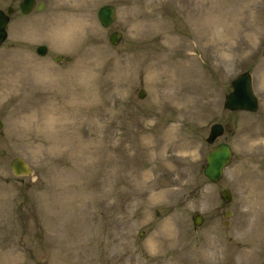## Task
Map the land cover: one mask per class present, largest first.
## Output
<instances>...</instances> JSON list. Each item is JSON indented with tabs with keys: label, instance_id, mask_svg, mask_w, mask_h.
Listing matches in <instances>:
<instances>
[{
	"label": "rangeland",
	"instance_id": "374dc122",
	"mask_svg": "<svg viewBox=\"0 0 264 264\" xmlns=\"http://www.w3.org/2000/svg\"><path fill=\"white\" fill-rule=\"evenodd\" d=\"M38 1L0 43V264H264V0ZM246 70L260 107L228 110ZM51 100L69 106L52 138ZM213 123L231 130L210 145ZM222 141L234 158L212 183L202 165Z\"/></svg>",
	"mask_w": 264,
	"mask_h": 264
},
{
	"label": "water",
	"instance_id": "95a60500",
	"mask_svg": "<svg viewBox=\"0 0 264 264\" xmlns=\"http://www.w3.org/2000/svg\"><path fill=\"white\" fill-rule=\"evenodd\" d=\"M35 5V0H24L22 4V10L24 13L32 11ZM41 8V7H40ZM0 10V42L4 41L7 37L6 25L8 23V17ZM98 18L104 27L111 26L116 19V7L113 4H104L98 10ZM122 39V33L114 31L111 33L109 40L113 45H118ZM37 51L44 55L47 52V46H39ZM59 59V57H58ZM70 60V57H67ZM145 91L140 93V97H145ZM226 108L232 110H250L256 111L258 109V100L255 96L252 88L251 74L246 71L238 75L231 82V90L226 96L225 102ZM0 123V128H1ZM224 127L221 124H214L211 128V132L207 141L213 143L215 139L223 134ZM233 153L231 147L227 143H220L214 147L206 156V163L203 164V171L208 178L213 182H218L223 176L224 168L230 163ZM11 169L15 175H33V169L28 163L20 156L15 157L11 161ZM222 195L225 201L231 200V195L228 189H224ZM229 216V215H228ZM203 217L198 215L196 217V225H201Z\"/></svg>",
	"mask_w": 264,
	"mask_h": 264
},
{
	"label": "bare ground",
	"instance_id": "6f19581e",
	"mask_svg": "<svg viewBox=\"0 0 264 264\" xmlns=\"http://www.w3.org/2000/svg\"><path fill=\"white\" fill-rule=\"evenodd\" d=\"M81 29V25H78L77 28L75 30L72 29V26H68L66 31L64 30L63 32H61V35L60 37H68L70 38L71 40L74 39V37L76 36L75 33L79 32ZM63 30V28H62ZM73 35V36H72ZM171 69V68H170ZM159 76V77H157ZM156 76V84H158L160 82V74H157ZM159 81V82H158ZM79 93V97H83V98H86V94H89L88 92L85 91V93L83 92H78ZM52 102L48 103V106H46L44 109H43V112H44V115H47V116H44V122H42V126L40 128V131L45 133L48 137L52 138L54 137L55 134H61L62 131L65 130V125L64 123H61L60 122V119H64L67 117V114L65 113V111H63V108L66 110L69 108L68 107H56L54 105V102L53 100H51ZM74 106V105H73ZM59 118L58 120H54L52 117L56 116ZM25 118V117H24ZM22 118L21 121L24 119ZM26 121L27 123H25L24 125L30 129L39 119L38 117L33 113V114H30V115H27L26 116ZM39 126V127H40ZM64 128V130H63ZM63 133V132H62ZM56 138H59V137H56ZM54 138V139H56Z\"/></svg>",
	"mask_w": 264,
	"mask_h": 264
},
{
	"label": "flooded vegetation",
	"instance_id": "af4514ba",
	"mask_svg": "<svg viewBox=\"0 0 264 264\" xmlns=\"http://www.w3.org/2000/svg\"><path fill=\"white\" fill-rule=\"evenodd\" d=\"M24 0H13V2H10L6 8H1L0 10H2L4 13V15H6L8 17V25L11 23V21L13 20L14 16L18 13L21 12L22 14H24L23 10H22V4H23ZM45 5V2H39L38 0H35V8H39L41 6V4ZM43 5V6H44ZM25 15V14H24Z\"/></svg>",
	"mask_w": 264,
	"mask_h": 264
}]
</instances>
